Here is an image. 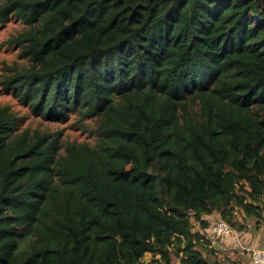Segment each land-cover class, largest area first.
Instances as JSON below:
<instances>
[{"label":"trees","instance_id":"obj_1","mask_svg":"<svg viewBox=\"0 0 264 264\" xmlns=\"http://www.w3.org/2000/svg\"><path fill=\"white\" fill-rule=\"evenodd\" d=\"M8 17L23 63L2 87L95 140L0 106V264H233L205 216L264 223V0H1Z\"/></svg>","mask_w":264,"mask_h":264},{"label":"rangeland","instance_id":"obj_2","mask_svg":"<svg viewBox=\"0 0 264 264\" xmlns=\"http://www.w3.org/2000/svg\"><path fill=\"white\" fill-rule=\"evenodd\" d=\"M1 2V0H0ZM24 25L19 19H15L13 17L6 18L5 22L0 24V106H8L10 111H12L19 119V129L29 128L39 129L41 131H49V132H59L60 140L62 142H88L92 144L95 140V135L92 133H88L79 128V125L76 121L74 115H71L68 120L65 121H55L46 119L40 115H35L28 106L22 105L19 103L15 97L5 90L1 85L2 75L5 74L6 66L11 65L14 62L23 63L21 58L19 57V49L14 46L11 42L8 41L9 38L18 34L22 31ZM86 123H90V121H86ZM218 215L212 214L210 217H207L208 221L218 220ZM237 220L239 225H243L241 229L233 228L234 232L239 233L240 236L241 231H250L255 228V221L250 218L244 217L242 213H237ZM198 229V224H194V230ZM206 234V232L204 231ZM207 237L211 240V245L215 246L218 243V240H214L210 237L209 231L206 234ZM232 251H226L230 253ZM245 253L238 254L237 262L238 264H243V258ZM150 256H145L144 259H148ZM231 257V255H230ZM173 264H178V261L173 259Z\"/></svg>","mask_w":264,"mask_h":264},{"label":"crops","instance_id":"obj_3","mask_svg":"<svg viewBox=\"0 0 264 264\" xmlns=\"http://www.w3.org/2000/svg\"><path fill=\"white\" fill-rule=\"evenodd\" d=\"M209 216H205L207 219ZM256 228V226H255ZM241 236L237 233V240H234L232 237H226L219 239L218 243L213 246L220 257H226L230 262L234 264L237 260L238 254L245 253L243 258V264H248L249 262V250L255 247H260L264 244V223L258 226L253 231H241ZM230 251L227 253L226 251ZM231 255V257H230Z\"/></svg>","mask_w":264,"mask_h":264},{"label":"built area","instance_id":"obj_4","mask_svg":"<svg viewBox=\"0 0 264 264\" xmlns=\"http://www.w3.org/2000/svg\"><path fill=\"white\" fill-rule=\"evenodd\" d=\"M208 231L214 240L232 237L237 240V233L222 220L209 221ZM249 264H264V244L249 250Z\"/></svg>","mask_w":264,"mask_h":264}]
</instances>
